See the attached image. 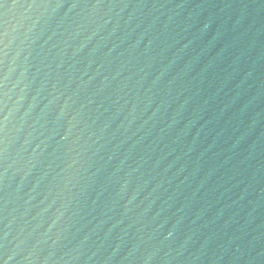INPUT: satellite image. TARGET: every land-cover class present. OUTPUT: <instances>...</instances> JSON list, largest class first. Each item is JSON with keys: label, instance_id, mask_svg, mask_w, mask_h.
<instances>
[{"label": "water", "instance_id": "95a60500", "mask_svg": "<svg viewBox=\"0 0 264 264\" xmlns=\"http://www.w3.org/2000/svg\"><path fill=\"white\" fill-rule=\"evenodd\" d=\"M0 264H264V0H0Z\"/></svg>", "mask_w": 264, "mask_h": 264}]
</instances>
